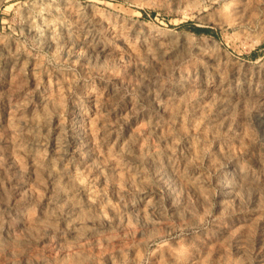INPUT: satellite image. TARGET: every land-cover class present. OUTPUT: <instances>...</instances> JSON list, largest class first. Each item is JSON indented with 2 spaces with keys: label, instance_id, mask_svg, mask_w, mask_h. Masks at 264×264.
Returning a JSON list of instances; mask_svg holds the SVG:
<instances>
[{
  "label": "rangeland",
  "instance_id": "374dc122",
  "mask_svg": "<svg viewBox=\"0 0 264 264\" xmlns=\"http://www.w3.org/2000/svg\"><path fill=\"white\" fill-rule=\"evenodd\" d=\"M262 94L264 0H0V264H264Z\"/></svg>",
  "mask_w": 264,
  "mask_h": 264
},
{
  "label": "bare ground",
  "instance_id": "6f19581e",
  "mask_svg": "<svg viewBox=\"0 0 264 264\" xmlns=\"http://www.w3.org/2000/svg\"><path fill=\"white\" fill-rule=\"evenodd\" d=\"M68 1V0H66ZM77 14H75L76 17ZM29 30L32 32H36L37 28L33 23L29 24ZM140 34V33H139ZM153 48H158L163 51V53H168V49H166L167 43L161 36H156L153 38ZM142 42H145L142 41ZM68 43H72L69 41ZM83 44L90 49H98V52L101 53L102 55L106 56L110 53V49L107 48L105 44L101 45L99 42H95L94 38L90 36V33H87ZM220 88V87H217ZM94 99H96L95 95H92ZM93 99V100H94ZM263 103H264V95L262 94L259 98ZM96 119L95 116H88L87 114H80V123L82 126L84 125L87 127L89 136L91 137L90 139L82 141V146L81 147H90V145H94L97 142V136L94 132L93 129V121ZM84 142V143H83ZM121 152V150H120ZM117 153H115L113 157V161L116 164L117 161L115 158ZM112 160V159H111ZM160 164V163H159ZM116 165H120V163H117ZM233 167V170L231 171L234 177L226 180L223 184V191H222V202H226L227 204L229 203H235V202H240L241 200V193L243 190L246 188H252L255 189L259 184L256 183V180L249 177L248 174H246L243 171V168L237 167L236 165H231ZM119 170L126 169L128 174H130V169L127 165L122 166H117ZM184 175L182 172L177 170L174 167L168 168L164 167L163 170H159L158 174V180L164 185H166L168 188H176L178 183L183 184L184 181ZM191 183H193L196 187H199L202 185V179L199 178H191ZM158 203L153 199V197L150 196H141L139 202L136 205L131 204L130 205V211L136 210L138 212V217L139 218H158L160 215L159 214V209H158ZM170 257L173 259L175 262H179V259L181 255L177 252H172L170 253Z\"/></svg>",
  "mask_w": 264,
  "mask_h": 264
}]
</instances>
